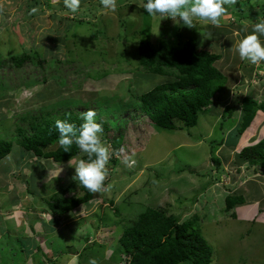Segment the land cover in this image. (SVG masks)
<instances>
[{
  "label": "rangeland",
  "instance_id": "374dc122",
  "mask_svg": "<svg viewBox=\"0 0 264 264\" xmlns=\"http://www.w3.org/2000/svg\"><path fill=\"white\" fill-rule=\"evenodd\" d=\"M136 3L138 0H117V10L109 12L100 0H81L79 10L72 13L63 0H0V140L13 142L10 154L0 161V264H89L92 258L97 264H127L119 238L149 207L163 209L182 221L198 216L196 231L213 249L210 264H264V167H256L259 174L252 172L248 160L239 154L242 146L264 138L261 113L262 124L252 125L254 133L248 140L242 138L250 129L236 132L242 113L230 117L226 112L222 120L218 105L201 113L195 126L177 121L178 129L157 126L137 108L121 112L120 118L126 122L120 133L111 132L109 137H118L115 140H121L123 151L117 154L112 143L103 141L114 153L104 190L95 193L90 205L49 221L45 200L74 181L75 169L69 163L84 157L80 153L63 164L36 158L18 144V128L29 135L36 117L56 119L71 109L80 115L88 109L98 114L94 99L105 102L106 95H123L118 84L126 77L117 68L125 53L137 59L138 42L147 35L155 47L165 37L172 39L164 27L167 20L147 17ZM33 7L38 11L30 14ZM239 9L248 10L253 21L264 15V0H237L221 26L229 28L233 21L228 14L231 10L240 13ZM145 20H151V30L143 33ZM171 22L170 28L179 26ZM197 23L200 29L193 31L197 32L198 48L220 50L219 42L227 41L225 48L222 45L227 53L221 52L225 60L216 64L227 75L237 73L239 56L232 50V37L220 40L217 33L222 30ZM93 32L102 34L95 40ZM23 54L30 58L18 66L14 59ZM247 64V69L241 67L238 72L243 75L234 84V96L220 92L223 103L234 98L230 104L235 109L243 91L264 101V63L262 67L247 62L244 66ZM129 65L124 66L134 69ZM107 70L111 71L108 77H102ZM167 79L144 72L134 77L138 84L132 92L139 94ZM212 90L215 97L219 90L217 86ZM65 96L73 99L63 102ZM78 99L94 101L84 105ZM221 151L227 162L232 156V163L223 162ZM126 156L135 160L132 167L122 162ZM215 157L221 160L220 166L212 162ZM245 173L251 176L246 184L252 189L244 204L234 208V217L225 210V199L232 193L247 192L248 185L240 183ZM232 178L234 185L230 186ZM75 188L67 196L84 194L79 185ZM246 206L252 207L251 216L242 214Z\"/></svg>",
  "mask_w": 264,
  "mask_h": 264
},
{
  "label": "trees",
  "instance_id": "16d2710c",
  "mask_svg": "<svg viewBox=\"0 0 264 264\" xmlns=\"http://www.w3.org/2000/svg\"><path fill=\"white\" fill-rule=\"evenodd\" d=\"M121 1L119 0V2ZM146 16L149 17L148 14ZM171 20V18L167 19L168 29L172 25ZM144 25L142 32H150L149 20H145ZM197 27L198 23H196ZM191 29L183 24L177 27L172 26L169 29L170 34L172 33L170 35L172 39L169 40L168 37H165L159 41L157 47L153 46L149 35L142 38L138 42V51L135 52L137 59L135 57L133 59L125 53L126 56L123 55L124 60L118 63L117 72L124 73V77H126L118 84L121 89L123 88V95H106L105 102L94 99L99 109L96 120L103 126L104 130L102 140L112 143L117 153L121 150V140H115L118 137L110 138L109 134L115 131L121 132V127L126 122L120 118L121 112L133 111L137 108L144 112L150 121L157 126L178 129L181 127L177 126V120L183 122L185 126H194L199 114L208 110L216 99L220 100L219 92L225 90L223 83L225 84L227 81L226 76L215 66L220 55L208 48H198L197 37L194 33L188 34ZM199 29L200 26L198 31ZM100 33L102 34V32H93L92 37L96 40ZM29 58V56L24 55L14 60L18 66H21L23 61ZM42 61L44 59H40L39 62L42 63ZM125 63L133 65L134 69L126 68ZM139 67L144 68L145 71L140 72ZM96 69H100V67H96ZM110 72L102 71V77L107 76ZM144 72L158 76L174 75V79L165 80L151 89L135 95L132 90L138 83L134 81V77L144 75ZM214 86H217L219 90V94L217 93L215 97L212 93ZM126 88L130 94L129 97L126 94ZM64 98L67 99L63 102H70L73 99L69 96ZM238 99L239 108L236 106L235 109L234 105L227 104L222 120L226 118V112L231 113L229 114L230 117L233 113L241 112V120L236 132L243 134L251 125L257 112L262 111L264 113V101L259 102L254 97L245 94L241 99L239 97ZM94 100H89V102ZM89 102L78 99L79 104L88 105ZM47 114L49 115L50 111ZM58 119L68 120L77 126L83 122L82 115L74 109L65 111L62 116L56 119L45 117V115L41 118L36 117L31 122L29 135H24V130L18 128V131L21 132L18 144L36 158L50 159L58 164L67 163L76 158L80 152L75 144L71 146L69 152H64L59 145L57 148L51 149L58 144L59 133L55 128V122ZM12 147V141L0 140V161L10 154ZM240 157L248 160L252 172L258 173L256 167L258 165L264 167V138L254 145L244 147L240 152ZM212 162L219 166L221 164L217 157L212 158ZM76 185L78 183L74 180L69 183L67 188H61L48 200L42 198L46 199L48 210L55 215H65L82 204L89 203L95 193L89 192L82 186L79 187L84 193L83 195L67 196L69 191L75 193ZM245 199V196L240 193L227 195L225 210L236 217L233 210L236 206L244 204ZM115 212L119 213L118 207L115 208ZM197 222L198 216L182 221L173 215H168L163 209L147 208L139 215L133 225L124 228L119 238V243L126 255L127 264H210L213 249L196 231L195 224ZM120 223L122 224L121 220Z\"/></svg>",
  "mask_w": 264,
  "mask_h": 264
},
{
  "label": "clouds",
  "instance_id": "9594fccd",
  "mask_svg": "<svg viewBox=\"0 0 264 264\" xmlns=\"http://www.w3.org/2000/svg\"><path fill=\"white\" fill-rule=\"evenodd\" d=\"M236 2L237 0H138V3L136 4L139 8H143L149 17L158 18L159 22L163 19H165V22L167 19L171 18L173 23L176 25L183 24L189 29L192 28L191 32H193L197 37V32L195 33V30L193 31V29L196 28L197 22L219 27L222 19L228 12V9L233 8ZM63 4L66 9L70 10L72 13H76L80 8L81 0H63ZM100 4L104 10L109 12H115L117 10V0H100ZM37 11L38 9L33 7L30 9V14H34ZM149 22H151V20H149ZM166 23L167 21L164 23V27L167 26ZM168 30L169 29L167 28V31ZM247 30L248 26L245 25L242 31L247 32ZM262 37H264V17L258 18V22L251 25V32L247 35L241 36L238 42L233 46L232 50L234 53L238 54L241 61H245L251 65L264 63V40L261 39ZM208 49L213 51L210 47H208ZM23 56L24 54L21 55V57ZM164 77L174 79V75ZM242 93L247 95V92L243 91ZM260 113L264 115L262 111H258L256 117ZM96 115L97 114L94 109H88L82 114L83 122L79 126L68 120L58 119L55 122V128L59 133L57 138L58 145L64 150V152H69L71 146L75 144L78 147L79 152L84 157L76 160L75 163H69V165L75 169L73 179L79 186H82L92 193L104 190V183L107 182V166L114 154L110 150L109 146L102 140L104 130L103 126L97 122ZM251 125L247 129H249ZM244 136L245 135H243V137ZM257 142H259V140ZM244 147H242V149ZM121 151H123V149H121ZM122 162L128 167H132L135 164V160L132 156H126ZM91 201L82 205L88 206L91 204ZM111 203L112 202L110 201L109 205H112ZM76 209H78V207ZM47 212L51 215V219L49 221L59 220V218H64V216L72 213L70 212L65 215H55L49 210H47ZM43 218L41 217V219ZM89 264H97V261L92 258L90 259Z\"/></svg>",
  "mask_w": 264,
  "mask_h": 264
},
{
  "label": "crops",
  "instance_id": "0c3cea01",
  "mask_svg": "<svg viewBox=\"0 0 264 264\" xmlns=\"http://www.w3.org/2000/svg\"><path fill=\"white\" fill-rule=\"evenodd\" d=\"M238 7V6H237ZM241 8V7H240ZM240 10V9H239ZM228 16L230 17V18H232V21L233 22H231V24H230V27L229 28H226V27H222L221 25L223 24V19H222V21H221V25L219 26V27H216V28H218V29H220V30H222V31H220L219 33H217L218 35H219V37H220V40L223 38V37H225V39L226 38H228V37H232V39H233V44H232V48H233V46L235 45V43H237L238 42V40L241 38V36H243V35H247L248 33H250L251 32V25H252V23H255V22H258V18H260V17H264V15H260V16H257V17H255V18H253V21H252V19L251 18H249V16H250V13L248 12V10L246 11V10H244V9H241L240 10V13L239 12H237L236 10H231L230 11V13L228 14ZM234 18V19H233ZM245 25H247L248 26V30H247V32H243L242 31V29L244 28V26ZM262 40H264V37H262L261 38ZM226 41V40H225ZM227 42V41H226ZM226 42H219L220 44H219V47H220V50H217L216 48H213L212 50L214 51V50H216V51H214L216 54H219L220 55V59L219 60H217L216 62H215V66L219 69V71H221L225 76H226V86H225V94H226V96H228V95H233L234 96V92H235V89H236V87H234L235 85H238L239 84V82L238 81H240V79H241V77H242V75L240 74V73H238L239 71H240V69H241V67L242 68H244V69H247L248 68V64L246 65V66H244V64H245V61H241L240 59H239V61H237V62H235L236 63V69H238V71H237V73L236 72H233V73H230V74H226V73H224L218 66H217V64L216 63H221L222 61H224L225 60V58H224V55H223V53H221L223 50V52H226L227 53V51L224 49L225 48V44H226ZM223 43H224V48H223ZM263 64V63H262ZM262 64L260 65V67H262ZM251 65V64H250ZM259 70H263V69H260L259 68ZM230 76H232L231 78H235L234 79V81H237V82H232L231 80H230ZM242 80V79H241ZM242 82V81H241ZM240 82V83H241ZM232 83H233V85H232ZM235 84V85H234ZM263 87V86H262ZM261 87V88H262ZM261 88L259 89V90H261ZM221 92V91H220ZM219 92V93H220ZM218 93V94H219ZM220 97V96H219ZM227 98V97H226ZM223 98H220V100L219 99H216L215 100V102H214V104L210 107V108H208V110H206L205 112H209V110H211V109H213L216 105H218L217 106V110L219 111L220 110V114H222L223 112H224V110H225V107H226V105L228 104H230V103H232L231 101H233L234 100V98H232V99H230V101L229 100H227L226 102H224L223 103V100H222ZM221 103H223V104H221ZM262 117L261 116H257L256 117V119L254 120V122L252 123V125L254 124L256 127L261 123L262 124ZM260 124V125H261ZM252 125H251V127L249 128L250 130L252 129V132L250 133V130L248 131V134L246 135V137L244 136V138H242V139H251V136H252V133H254L253 132V128H252ZM254 135H258V134H254ZM241 139V141L240 142H238L239 144L240 143H242L243 142V140ZM248 139V140H249ZM247 146V145H246ZM242 147H244V146H242ZM242 147L240 148V150L242 149ZM222 148H223V146H222ZM234 150V149H233ZM219 154H221L222 155V151H221V153L220 152H218ZM229 156V155H228ZM222 157H223V162H227L225 159H224V157L225 156H223L222 155ZM232 157V156H231ZM231 157H227L228 158V162H227V164H229L230 163V161L232 160L231 159ZM226 158V157H225ZM223 162H222V164H223ZM231 163H232V161H231ZM226 170H228L227 168H226ZM246 174V173H245ZM257 174V173H256ZM259 174V173H258ZM227 177L228 178H231L232 176L230 175V176H228L227 175ZM249 177L251 178V176H248L247 174L245 175V176H243V177H241V179H240V183H242V184H246L248 181V179H249ZM229 185L231 186V185H234L233 184V178H232V180L231 179H229ZM246 185H248V184H246ZM250 189H252L251 188V184L250 185H248L247 187H246V193L244 192V191H242V193H240V194H242L243 196H245V198L246 197H248V195H249V191H250ZM234 190V188L232 189V191ZM251 213H253V210H252V207H250V206H246V207H244L243 209H242V214L244 215V214H246V215H249V216H251Z\"/></svg>",
  "mask_w": 264,
  "mask_h": 264
}]
</instances>
